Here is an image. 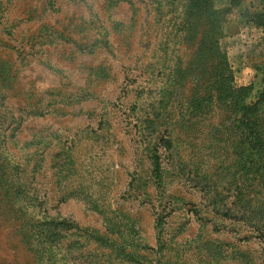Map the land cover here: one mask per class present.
I'll use <instances>...</instances> for the list:
<instances>
[{"label": "rangeland", "instance_id": "374dc122", "mask_svg": "<svg viewBox=\"0 0 264 264\" xmlns=\"http://www.w3.org/2000/svg\"><path fill=\"white\" fill-rule=\"evenodd\" d=\"M242 86L264 0H0V264H264Z\"/></svg>", "mask_w": 264, "mask_h": 264}, {"label": "trees", "instance_id": "16d2710c", "mask_svg": "<svg viewBox=\"0 0 264 264\" xmlns=\"http://www.w3.org/2000/svg\"><path fill=\"white\" fill-rule=\"evenodd\" d=\"M251 87H240L239 94L229 93L224 94L221 99L229 98L230 101H234L236 104L241 105L242 119L243 121V131L240 134L234 135V139L241 142V148L239 151L238 165L241 169H247L249 171L258 172L263 170L264 166V138L261 137L258 128L255 126L258 120V115L262 111L261 101L259 98L255 100L248 101L247 98L250 97ZM208 102H211L208 100ZM203 100L198 101L195 104L201 105ZM230 104V103H229ZM3 169V167H1ZM0 169V170H1ZM159 171V166L156 167L157 175ZM10 175V172L0 173L3 175Z\"/></svg>", "mask_w": 264, "mask_h": 264}]
</instances>
